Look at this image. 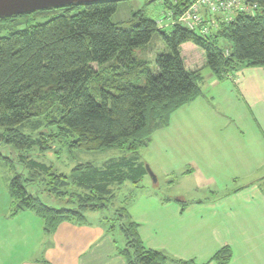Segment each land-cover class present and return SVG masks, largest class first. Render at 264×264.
Wrapping results in <instances>:
<instances>
[{
	"label": "trees",
	"instance_id": "1",
	"mask_svg": "<svg viewBox=\"0 0 264 264\" xmlns=\"http://www.w3.org/2000/svg\"><path fill=\"white\" fill-rule=\"evenodd\" d=\"M121 1L130 0L71 5L0 20L22 19L26 24L0 37V142L22 153L34 148L46 152L50 147L41 132L46 123L51 130L46 138L62 139L70 152L117 150L123 155L101 167L76 165L68 174H57L51 166L22 156L29 173L15 174L7 193L11 215L34 213L48 236L62 222L83 224L86 213L106 211L107 232L118 229L124 238L117 254L125 264H168L163 253L143 245L138 224L123 208L110 207L114 198L110 187L137 185L146 176L139 151L157 130L169 125L172 113L201 95L200 70L186 68L180 55L183 44L204 52L205 67L217 79L240 66L264 67V0H248L257 6L253 15L237 13L232 22L220 23L203 37L179 25L158 30L155 21L137 15L125 25L114 24L111 17ZM176 1L177 5L173 0L163 4L175 17L188 5V0ZM155 34L168 53L156 56L153 74L149 62L134 53ZM35 132L41 140L33 137ZM32 186L37 189L29 193L27 187ZM42 187L60 199L69 188L80 192L66 206L54 208L38 197ZM230 256L224 249L213 260L223 264Z\"/></svg>",
	"mask_w": 264,
	"mask_h": 264
},
{
	"label": "crops",
	"instance_id": "2",
	"mask_svg": "<svg viewBox=\"0 0 264 264\" xmlns=\"http://www.w3.org/2000/svg\"><path fill=\"white\" fill-rule=\"evenodd\" d=\"M184 64L200 70L201 95L139 151L154 188L147 174L137 185L113 184L112 207L127 212L143 245L168 264H218L213 257L224 249L231 256L223 264H264V67L240 66L217 79L205 64ZM126 183L129 196L116 205ZM175 187L181 194L168 193ZM9 205L0 215V264H125L106 211L86 213L83 224L62 222L48 236L34 213L12 216Z\"/></svg>",
	"mask_w": 264,
	"mask_h": 264
},
{
	"label": "rangeland",
	"instance_id": "3",
	"mask_svg": "<svg viewBox=\"0 0 264 264\" xmlns=\"http://www.w3.org/2000/svg\"><path fill=\"white\" fill-rule=\"evenodd\" d=\"M164 12L163 5L160 3V0H130V1H121L117 5L116 12L111 17V22L114 24H122L125 25L130 20H132L133 15L143 16L144 18L151 19L155 21L160 18L162 13ZM16 20V22H14ZM26 27L25 21L22 22V19H11V20H3L0 21V37L8 35L10 32L14 30H21ZM168 53V49L165 47L163 42L161 41L159 35L155 34L152 36L150 42L145 47L135 50V57L144 59L149 62L150 70L153 74L157 73L155 66V58L159 54ZM180 55L185 61L186 65H191L193 68H200L205 63L204 52L198 47L194 46L191 43H186L181 46ZM188 63V64H187ZM96 69V66H93ZM207 69V68H204ZM56 113H52L51 118H53ZM55 132V129H52ZM42 136L46 139L43 140L47 143V146L50 149L46 152H40L37 148H34L30 152L22 153L21 151L0 142V215H6L9 213L10 205H9V197L7 193L8 184L10 179L15 174H26L28 175L29 170L25 168L24 160L21 158L22 156H28L30 159L35 162L51 166L53 171L57 174H68L73 167L79 164L90 163L95 166L101 165L104 161L118 157L121 153L117 150H107L103 152L97 153H86L79 151L70 152L67 149V144L58 138L48 139L46 136L51 132L48 128L47 124L44 123L41 127ZM34 138H38L41 140V135L39 136V132H35L33 134ZM51 138V137H50ZM197 160V159H196ZM192 157L189 162H193L197 164V161ZM156 178V177H155ZM152 184L151 187L154 188V183L152 179H148ZM157 188H160V180H158ZM125 188H120V191H115L116 194V205H119V201L128 197V193L125 191L129 186L131 188L133 185L130 183L125 184ZM156 188V187H155ZM36 186L27 187L29 193H34L36 190ZM38 195L41 202L54 207L61 208L63 207V203L65 206L68 203L67 200H74L73 195L79 193L80 191L75 190L73 188H69L67 190L66 196L60 198H56L50 195L46 189L45 191L41 190ZM136 191V189H135ZM134 192V190H133ZM177 193L181 194V187L172 188L168 193ZM124 196V197H123ZM190 198H199V193L192 192L189 196ZM131 203V202H130ZM129 203V204H130ZM128 204V205H129ZM73 205V204H72ZM70 205V206H72ZM69 206V205H68ZM111 208L112 205H110ZM112 235L117 241L118 245H124V238L122 237L120 231L116 229L112 232Z\"/></svg>",
	"mask_w": 264,
	"mask_h": 264
},
{
	"label": "built area",
	"instance_id": "4",
	"mask_svg": "<svg viewBox=\"0 0 264 264\" xmlns=\"http://www.w3.org/2000/svg\"><path fill=\"white\" fill-rule=\"evenodd\" d=\"M163 5L164 0H160ZM178 2L173 0V5ZM257 6L248 0H188V5L175 17L172 10L164 9L155 20L158 30H169L179 25L203 37L218 28L220 23L232 22L237 13L253 15Z\"/></svg>",
	"mask_w": 264,
	"mask_h": 264
},
{
	"label": "water",
	"instance_id": "5",
	"mask_svg": "<svg viewBox=\"0 0 264 264\" xmlns=\"http://www.w3.org/2000/svg\"><path fill=\"white\" fill-rule=\"evenodd\" d=\"M103 1L107 0H0V20L47 9H57L71 5H86ZM145 170L148 177L156 183V178L147 165L145 166Z\"/></svg>",
	"mask_w": 264,
	"mask_h": 264
}]
</instances>
